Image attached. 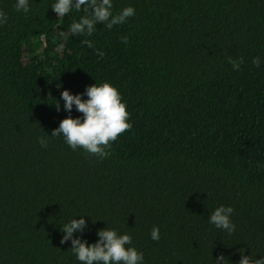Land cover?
Listing matches in <instances>:
<instances>
[{
  "label": "trees",
  "instance_id": "obj_1",
  "mask_svg": "<svg viewBox=\"0 0 264 264\" xmlns=\"http://www.w3.org/2000/svg\"><path fill=\"white\" fill-rule=\"evenodd\" d=\"M54 2L30 0L25 14L0 0V264H79L60 226L82 214L74 235L94 243L116 228L145 264L264 256V64L252 65L264 58V0H113L136 14L90 37L69 32L83 10L61 19ZM228 57L243 58L239 71ZM95 82L119 90L132 125L109 155L62 137L41 147L63 118L82 117L61 91ZM222 204L235 210L231 235L207 219Z\"/></svg>",
  "mask_w": 264,
  "mask_h": 264
},
{
  "label": "clouds",
  "instance_id": "obj_2",
  "mask_svg": "<svg viewBox=\"0 0 264 264\" xmlns=\"http://www.w3.org/2000/svg\"><path fill=\"white\" fill-rule=\"evenodd\" d=\"M113 0H55L51 9L56 17L64 18L73 10H83L84 15L78 20H74L69 32L73 36H92L98 24L105 25L112 29L114 26L123 25L129 18L136 14L132 6L123 7L119 12L113 11ZM14 8L17 12L25 14L31 11L30 0H15ZM8 15L0 10V26L7 24ZM122 42H127V37H122ZM89 48L93 44L89 40L83 41ZM98 56H103V51L97 52ZM233 71H239L243 64V58H227ZM264 64V58L257 56L253 58L252 65L260 68ZM82 96L86 97L82 99ZM63 101L64 111L71 113L73 106L81 116L71 115L63 118L58 127L53 129L50 135L38 138L41 147H47L50 137H62L64 143L76 150L82 148L90 155L103 159L109 155L106 151L116 141L118 136L131 128L129 113L126 103L122 101L119 90L109 82L94 83L87 86L83 93L73 94L68 89L60 93ZM56 110H60V103H54ZM234 208L230 205L217 206L207 217L209 224L215 228L223 230L231 235L236 230V225L232 221ZM85 215H76L70 221L65 222L60 230L63 235L60 243L70 242V249L79 264H145L144 254L133 246L132 236L128 233H121L116 228H101L97 230L98 239L94 243H89L82 239L87 226ZM88 216V215H87ZM79 217V218H77ZM150 238L153 241L161 239L160 230L153 226L150 231ZM243 249L237 264H264V256L243 254ZM225 256L220 254L215 257L216 264H224Z\"/></svg>",
  "mask_w": 264,
  "mask_h": 264
}]
</instances>
